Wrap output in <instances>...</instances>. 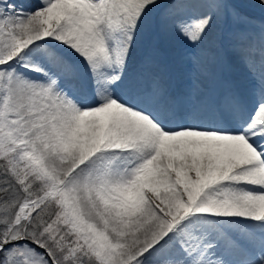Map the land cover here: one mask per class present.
<instances>
[{
	"label": "snow or ice",
	"instance_id": "6c2138e0",
	"mask_svg": "<svg viewBox=\"0 0 264 264\" xmlns=\"http://www.w3.org/2000/svg\"><path fill=\"white\" fill-rule=\"evenodd\" d=\"M0 264H264V0H0Z\"/></svg>",
	"mask_w": 264,
	"mask_h": 264
},
{
	"label": "rangeland",
	"instance_id": "374dc122",
	"mask_svg": "<svg viewBox=\"0 0 264 264\" xmlns=\"http://www.w3.org/2000/svg\"><path fill=\"white\" fill-rule=\"evenodd\" d=\"M258 15V13H256Z\"/></svg>",
	"mask_w": 264,
	"mask_h": 264
}]
</instances>
